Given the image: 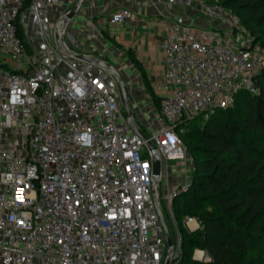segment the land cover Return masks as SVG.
<instances>
[{"label":"built area","instance_id":"2783aa9c","mask_svg":"<svg viewBox=\"0 0 264 264\" xmlns=\"http://www.w3.org/2000/svg\"><path fill=\"white\" fill-rule=\"evenodd\" d=\"M149 2L182 10L158 41L167 64L152 86L161 110H146L147 92L137 94L134 83L126 87L149 131L135 114L136 124L163 166L185 165L192 158L178 127L231 106L241 89L258 92L264 47L220 0ZM66 5L0 0L6 56L0 60V264H164L168 240L153 189L155 157L131 125L119 76L108 66L119 67L71 55L76 38L67 27L60 46L56 26ZM197 5L209 26L185 14ZM133 20L140 16L125 7L109 17L111 24ZM185 176L165 202L187 191L192 177ZM169 209L177 237L171 264H179L182 237ZM183 221L192 231L202 228L195 216ZM193 253L200 262L211 260L206 250Z\"/></svg>","mask_w":264,"mask_h":264},{"label":"trees","instance_id":"16d2710c","mask_svg":"<svg viewBox=\"0 0 264 264\" xmlns=\"http://www.w3.org/2000/svg\"><path fill=\"white\" fill-rule=\"evenodd\" d=\"M220 2L241 16L264 47V0ZM255 82L258 92L239 90L231 106L217 110L204 124L197 123L203 116L183 124L182 139L195 166L187 191L172 199L182 237L179 264H264V68ZM146 86L161 110V97L149 81ZM187 215L201 220L202 228L187 229ZM170 233L176 240L175 231ZM197 248L211 260L194 259Z\"/></svg>","mask_w":264,"mask_h":264},{"label":"crops","instance_id":"0c3cea01","mask_svg":"<svg viewBox=\"0 0 264 264\" xmlns=\"http://www.w3.org/2000/svg\"><path fill=\"white\" fill-rule=\"evenodd\" d=\"M122 7L135 11L140 16V20L111 24L110 15ZM180 7L179 4L154 6L149 0H89L81 10L85 15L84 19L88 20L91 26L92 24L98 26V23L106 17L111 31L106 33L105 38L100 32L95 37L93 28L80 29L76 23L69 22L67 29L76 38L74 43L71 42L73 45L69 44L79 54H89L105 60H109V57L110 61L112 60L109 63L119 67L125 82L134 83L137 94H140L138 89L146 91V97L149 99L146 82L149 81L153 86L167 68L158 41L166 37L168 21L174 14L181 13ZM185 12L193 24L209 26L206 15L200 11L198 5L185 8ZM148 103L147 101L144 106L146 110L156 109L153 102Z\"/></svg>","mask_w":264,"mask_h":264},{"label":"water","instance_id":"95a60500","mask_svg":"<svg viewBox=\"0 0 264 264\" xmlns=\"http://www.w3.org/2000/svg\"><path fill=\"white\" fill-rule=\"evenodd\" d=\"M87 0H78L76 2V4L69 9L66 14L62 17V19L57 23L56 29H57V38L59 41L60 46H62V48H65V30L66 27L68 26V23L70 21H72L74 19L75 16L78 15V13H80V11L83 9V6L86 4ZM60 26L62 27V31L60 33ZM67 51H69V53L71 55H73L74 57L82 60V61H88L91 62L93 64H99L100 59L97 57H93L91 55H87V54H79L76 51H74L73 49H67ZM110 69H113L116 73L117 76H119V82H120V88H121V92H123V100H124V107L126 109V113L128 116V119L131 123V125H133L134 129L145 139L147 140V137L144 135V133L141 131V129L139 128V126L136 124V119H135V111L130 99V93L127 90L126 87V82L125 79L123 78V76H121L119 69L113 67L112 65L108 66ZM148 141V145L150 147V150L152 151L153 157H155V166H154V195H155V200L156 203L158 205V211H159V215H160V219L163 223L164 229H165V233H166V238L168 240V250H167V257L166 260L164 262V264H171L173 261V252L175 249V242H174V238L171 236L169 227L167 225V221H165V217H164V213L163 210L161 208V205H159L158 202V189L157 186L160 183V179H161V175H162V168H163V163H162V158L158 152L157 147L152 144L149 140Z\"/></svg>","mask_w":264,"mask_h":264},{"label":"rangeland","instance_id":"374dc122","mask_svg":"<svg viewBox=\"0 0 264 264\" xmlns=\"http://www.w3.org/2000/svg\"><path fill=\"white\" fill-rule=\"evenodd\" d=\"M77 1L78 0H64V3L67 4L66 8H65L66 12H67V10L71 9L76 4ZM84 17H85V15H83L80 11V13H78V15L75 16L71 22H72V24L76 23L80 29H88L90 27L94 28V29L96 28L98 30V32L101 33V36H103V37L106 35V33H109L111 31L110 26L106 22V20H107L106 17H104L103 20L98 23L99 27L97 25L91 26L89 24L88 20H85ZM54 20L55 21L59 20V16L55 14ZM70 44L73 45L71 42H70ZM5 57L6 56L4 53L3 54L0 53V58H1L0 60L1 61H3V59ZM106 57H108V56H106ZM108 59L109 60L106 59L108 62L112 61V60L110 61L109 57H108ZM135 114H136V119L138 121V124H140L142 130L145 132H148L149 129L147 127V124H145V122L142 119V116L139 113V111L135 110ZM208 118L209 117H202L201 120H199L197 123L202 125V124H204L205 120ZM185 126L183 125L180 128L182 130V134L185 133V131H186ZM194 166L195 165H194L193 159L190 160L189 162H187L185 165H179V166L170 165L169 167L163 166V173H165V176L163 178V181L161 183H159V185L157 186V189L159 192L160 205H162L165 221H167V225H168V227H170L171 231H172V229L174 230V222L175 221L173 219L172 214L170 213L169 207L173 206V205H172V201L170 202L169 200H167L165 202V195H166L165 193L170 192V194L172 195V192H175V191L178 192L179 191V184L183 183L182 180L186 177L185 175H186L187 171L190 173V176L192 177Z\"/></svg>","mask_w":264,"mask_h":264}]
</instances>
